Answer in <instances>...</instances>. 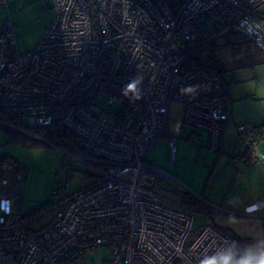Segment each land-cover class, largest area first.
<instances>
[{"label":"built area","instance_id":"built-area-1","mask_svg":"<svg viewBox=\"0 0 264 264\" xmlns=\"http://www.w3.org/2000/svg\"><path fill=\"white\" fill-rule=\"evenodd\" d=\"M53 15L32 51L18 49L10 17L0 24V128L31 135L57 116L76 136L96 180L35 214L15 213L0 178V264H71L98 246L106 264H232L231 234L154 191L161 173L146 155L163 136L172 101L182 137L220 148L229 84L195 53L228 32L264 51V0H43ZM5 7V0H0ZM102 93L103 102L96 99ZM240 132L250 128L239 126ZM176 141L169 135L171 161ZM261 159L264 160V154ZM23 174L15 173L16 182ZM264 210V199L244 209ZM45 220V221H44Z\"/></svg>","mask_w":264,"mask_h":264},{"label":"rangeland","instance_id":"rangeland-1","mask_svg":"<svg viewBox=\"0 0 264 264\" xmlns=\"http://www.w3.org/2000/svg\"><path fill=\"white\" fill-rule=\"evenodd\" d=\"M256 10L264 14V3ZM53 11L43 0H6V8L0 7V22L10 17L15 39L21 52L32 51L50 23ZM225 33L202 47L195 59L212 57L231 95L223 108V145L218 151L206 145V131L199 130L201 140L193 145L182 137L191 128L181 123L182 103L172 101L167 127L163 136L154 144L146 159L161 173L157 174L154 191L174 202L186 193L203 203V208H190L195 216V226L202 220L219 225L223 231L242 236L261 237L260 222L264 216L251 217L244 214L249 201L245 164L236 159L242 153L252 131L240 132L239 126L264 130V51L260 50L241 32ZM104 98L100 93L98 104ZM8 129L0 128V178L5 177L12 189V210L28 213L46 207L72 194L90 187L96 180L94 165L72 157L71 152L29 137L37 145L23 146L14 141ZM18 133V132H16ZM257 135V138L259 136ZM174 135L176 157L170 160L167 138ZM256 138V139H257ZM37 140V141H36ZM235 146L234 144H238ZM75 156H79L74 154ZM17 164H11L12 161ZM15 173L23 174L16 182ZM41 207V208H40ZM233 211V212H230ZM45 221V220H44ZM111 249L98 246L71 264H106ZM232 264H261V261H243L235 258Z\"/></svg>","mask_w":264,"mask_h":264},{"label":"trees","instance_id":"trees-1","mask_svg":"<svg viewBox=\"0 0 264 264\" xmlns=\"http://www.w3.org/2000/svg\"><path fill=\"white\" fill-rule=\"evenodd\" d=\"M234 33L232 35H238L236 32H231ZM211 60L207 58H199L195 59V62L202 67H206L209 69H212L216 71L219 75L221 73L218 70V67L216 66V61L212 57ZM6 121L14 125L20 129L26 130L32 138L38 139L46 144H51L61 150H67L71 153H74L76 155H81L80 149L77 147L76 144V136L75 134L67 129L61 122L60 118L57 116L49 125L46 127H34V128H27L22 120L16 119V118H10L6 117ZM252 131V136L250 139V145L249 147L246 148L244 152L239 154L241 159H244L246 162H253L255 160L254 155V149L252 145L254 142L257 140V135L259 132L256 130L255 127H250V131ZM12 136L14 141L17 143L23 145V146H30V145H37L39 144L38 142H33L29 139L24 134L21 133H16L12 132ZM37 141V140H36ZM17 164L16 161H12L11 164ZM180 201L177 202L178 204L187 207V208H197L200 210H205L203 208V203L199 201L198 199L194 198L193 196H189L188 194H184L182 199H179ZM41 208V207H40ZM40 209H36L32 212H28L26 214H35L38 212ZM205 212V211H204ZM218 227V226H217ZM262 228H264V225H262ZM234 245H235V257H240L246 260L250 261H264V235L261 237H250V236H242L238 235L236 233L231 234ZM248 247H253L254 248V253L253 254H248L247 253V248Z\"/></svg>","mask_w":264,"mask_h":264},{"label":"crops","instance_id":"crops-1","mask_svg":"<svg viewBox=\"0 0 264 264\" xmlns=\"http://www.w3.org/2000/svg\"><path fill=\"white\" fill-rule=\"evenodd\" d=\"M5 3H6V0H5ZM4 8H6V6ZM1 23L2 22H0V24ZM13 29H14V26H13ZM14 33H15V30H14ZM223 143H224V140H222V134H221L220 148L223 145ZM206 145H207V140H206ZM248 145H250L249 141H247V144L242 152H244L246 148L249 147ZM235 146H239V143L234 144V147ZM252 147L254 149L253 157H255V160L253 162L249 163V162L244 161V159H241L239 156V154H241L240 152H238L237 155H233L235 156L236 159H240L245 164V167H246L245 172H246V179L248 180V182L246 183L244 187H248L249 189L248 196H246V200H249V201L245 204L244 209L246 206L255 203L258 199H264V160L261 159L262 154H264V130L261 131V134H259L257 140L254 142ZM230 212H233V211H230ZM258 215L264 216V210H261L255 214H251L249 216L256 217ZM214 224L219 227V225H217L216 223ZM262 225H264V221L260 222V227L262 229L261 230L262 235H264V228H262ZM247 253L253 254L254 248L248 247ZM235 258H239L240 260H243V261H250V260H246L240 257H235Z\"/></svg>","mask_w":264,"mask_h":264},{"label":"clouds","instance_id":"clouds-1","mask_svg":"<svg viewBox=\"0 0 264 264\" xmlns=\"http://www.w3.org/2000/svg\"><path fill=\"white\" fill-rule=\"evenodd\" d=\"M261 264H264V261H261Z\"/></svg>","mask_w":264,"mask_h":264}]
</instances>
